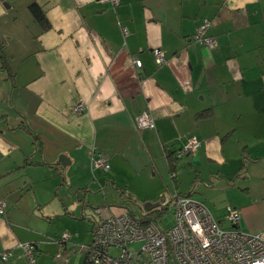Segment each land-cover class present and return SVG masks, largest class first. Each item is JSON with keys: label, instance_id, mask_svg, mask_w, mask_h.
I'll return each mask as SVG.
<instances>
[{"label": "crops", "instance_id": "crops-1", "mask_svg": "<svg viewBox=\"0 0 264 264\" xmlns=\"http://www.w3.org/2000/svg\"><path fill=\"white\" fill-rule=\"evenodd\" d=\"M205 22L212 48L191 39ZM0 44V264H27L24 242L37 264H86L127 198L188 196L225 229L230 206L264 240V0H0ZM142 111L154 127L138 132Z\"/></svg>", "mask_w": 264, "mask_h": 264}, {"label": "built area", "instance_id": "built-area-1", "mask_svg": "<svg viewBox=\"0 0 264 264\" xmlns=\"http://www.w3.org/2000/svg\"><path fill=\"white\" fill-rule=\"evenodd\" d=\"M116 3L117 0H109ZM208 23L199 26L191 39L203 46L212 48L215 40L204 34ZM157 66L165 62L161 49L153 51ZM133 65L141 68L137 55L133 56ZM84 105L76 104L73 111L81 113ZM154 127V118L148 111H142L135 119L138 132ZM200 146L196 138H189L183 147L175 152L180 158L194 153ZM92 166L107 172L109 164L102 154H96ZM162 207L173 208L174 225L162 230L154 219H136L133 215L122 213L101 217L93 229L92 243L86 247V260L89 264H264V240L259 234L243 233L237 228L240 213L230 206L224 211L223 220L233 228L225 229L208 209L188 196L174 195L168 204ZM5 204L0 201V216ZM163 209V208H158ZM101 209L97 214H101ZM67 235H62L65 241ZM139 244V247H135ZM132 246L131 248L129 246ZM28 264H37L35 250L37 245L31 242L18 244ZM111 250H116L112 255ZM10 257L9 251L0 254L2 260Z\"/></svg>", "mask_w": 264, "mask_h": 264}, {"label": "rangeland", "instance_id": "rangeland-1", "mask_svg": "<svg viewBox=\"0 0 264 264\" xmlns=\"http://www.w3.org/2000/svg\"><path fill=\"white\" fill-rule=\"evenodd\" d=\"M2 73L7 74V72L4 70L2 71ZM186 158L187 157H184L183 159H181L178 171H180L183 168L182 167V161L186 160ZM195 184H197V182ZM127 196H129V195H127ZM192 200H194V199H192ZM138 201H140V200H137V203L134 204L135 201L133 199L127 198L126 201L120 202V206L125 208L122 210V212H124V213L130 212L138 220L142 219L144 216H146L147 219H154L156 221L157 225L159 226V228L162 230L169 229L174 225L173 208H171V207L168 208L164 215H162L161 217H157V216L151 215L149 212H142V209L140 207L142 205V202H138ZM194 201H196V200H194ZM96 217L98 218V216H96ZM98 220H99V218H98ZM53 222H54L53 223V225H54L56 223V221H53ZM134 246L138 248L139 244H135ZM129 247L131 248L132 246L130 245ZM116 252H117L116 250L110 251V253L112 255H115Z\"/></svg>", "mask_w": 264, "mask_h": 264}, {"label": "trees", "instance_id": "trees-1", "mask_svg": "<svg viewBox=\"0 0 264 264\" xmlns=\"http://www.w3.org/2000/svg\"><path fill=\"white\" fill-rule=\"evenodd\" d=\"M29 10H30V12L32 13V15L36 18V19H39V20H42L43 18H42V16L40 15V11H39V9L37 8V6H35V5H33V6H30L29 7ZM0 46H1V44H0ZM4 61V56H3V53H2V50H1V48H0V62H3ZM167 157H168V155H167ZM177 159H179V158H176V157H174L173 158V160H172V162H173V164H170L171 166H172V172H171V175L173 176L174 175V177L173 178H175V173H174V166H175V163L177 162ZM170 166V167H171ZM169 207H165L164 209H153L151 212H150V214L151 215H153V216H157V217H161L162 215H164L165 214V212H166V210L168 209ZM35 254L37 255V250H35ZM37 257V256H36ZM9 259V258H8ZM8 259H6V260H2L1 258H0V262H6ZM25 259V258H24ZM36 260H37V258H36ZM27 262V261H26ZM27 264H28V262H27ZM86 264H89L88 262H87V260H86Z\"/></svg>", "mask_w": 264, "mask_h": 264}, {"label": "water", "instance_id": "water-1", "mask_svg": "<svg viewBox=\"0 0 264 264\" xmlns=\"http://www.w3.org/2000/svg\"><path fill=\"white\" fill-rule=\"evenodd\" d=\"M59 162L61 166L65 167V165L63 164L64 162L63 156H60ZM158 205H159L158 203L145 202L142 204L141 208L143 209L144 212H150L152 209H155L156 207H158Z\"/></svg>", "mask_w": 264, "mask_h": 264}, {"label": "flooded vegetation", "instance_id": "flooded-vegetation-1", "mask_svg": "<svg viewBox=\"0 0 264 264\" xmlns=\"http://www.w3.org/2000/svg\"><path fill=\"white\" fill-rule=\"evenodd\" d=\"M152 210H153V209H152ZM152 210H151V211H152ZM151 211H150V212H151ZM150 212H149V213H150Z\"/></svg>", "mask_w": 264, "mask_h": 264}]
</instances>
